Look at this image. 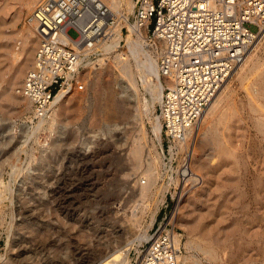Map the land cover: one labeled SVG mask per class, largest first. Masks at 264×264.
I'll return each instance as SVG.
<instances>
[{
	"label": "rangeland",
	"instance_id": "rangeland-1",
	"mask_svg": "<svg viewBox=\"0 0 264 264\" xmlns=\"http://www.w3.org/2000/svg\"><path fill=\"white\" fill-rule=\"evenodd\" d=\"M44 1L0 0V141L5 126L16 137L0 147V264H99L103 248L126 247L145 231L150 237L154 216V223L165 219L182 236V257L195 264H264V34L254 46V71L236 69L223 85L215 115L201 123L183 150L175 149L173 159L165 136L159 140L154 132L160 104L150 116L136 111L138 100L143 107L144 97L149 99L139 60L150 57H134L125 41L116 52L104 53L99 66L85 64L84 88L59 106L67 114L58 155L49 154L54 137L39 131L14 156L21 126L39 122L17 91L39 45L30 17ZM123 9L116 14L124 15L128 36L136 18L126 5ZM68 35L79 38L73 28ZM145 40L144 52L156 50L159 62L160 47L147 35ZM123 53L131 55L127 73L112 63ZM24 74L18 86H9ZM7 90L21 106L7 102ZM126 91L134 94L130 103ZM120 104H126V116ZM87 139L90 149L82 146ZM192 149L197 181L182 177ZM136 150L141 154L134 163ZM142 182L152 186L143 212ZM147 242L131 251L130 264L139 261ZM208 247L214 258L204 251Z\"/></svg>",
	"mask_w": 264,
	"mask_h": 264
},
{
	"label": "built area",
	"instance_id": "built-area-1",
	"mask_svg": "<svg viewBox=\"0 0 264 264\" xmlns=\"http://www.w3.org/2000/svg\"><path fill=\"white\" fill-rule=\"evenodd\" d=\"M134 14V25L161 49L163 135L169 148L186 143L261 33L264 0H137ZM124 18L101 0H45L35 9L39 45L17 94L36 122L50 120L61 97L84 88L85 62L99 66L103 47L127 29ZM72 28L77 40L68 35ZM151 230L136 264H180L182 236L165 219Z\"/></svg>",
	"mask_w": 264,
	"mask_h": 264
},
{
	"label": "bare ground",
	"instance_id": "bare-ground-1",
	"mask_svg": "<svg viewBox=\"0 0 264 264\" xmlns=\"http://www.w3.org/2000/svg\"><path fill=\"white\" fill-rule=\"evenodd\" d=\"M107 1H109V3H110L109 9L115 15H117L116 13L121 14V15L124 14V9H123L124 5L127 6L129 13H134L136 3L134 4V2L131 0H107ZM129 33L130 34L128 36H124L119 31L117 33V36L115 37L113 43L105 45L103 47V50H104V53L106 54L105 56H107L108 53H111L113 51L116 52L118 50V48L121 46V43L123 41H125L129 51L131 52V55H133L134 57H136V56H139L140 58H141V56L150 57L149 59L146 58V61H143L140 59L139 60L140 65L138 66V68L140 69L139 71H141L144 74V77H143L144 80L142 83H143L144 88H146L148 90L149 99H147V96L144 97L143 107L140 106L141 101L138 100L137 101V108H136V111L138 113L146 115V116H150L153 113V111L156 109V104L161 103V99H162L163 91H164V85L162 82L163 78L160 76V73H159L158 57L156 58V56L154 55V53H157V52H156V50H154V52L151 54H149V52H144V50L146 48V45H145V43H146L145 39H146V35H147L146 29H139V28H137L136 25L133 24V25H129ZM263 34H264V27L262 28L261 33L258 35L257 40L260 39V37ZM255 43L249 49V51L247 53V57L245 59V62L241 66L238 67L240 74L246 73L247 71L252 72L255 69V67L251 66L252 64H255L254 54H253L254 46H256ZM28 55L33 57V54H32L30 49L28 50ZM130 56L126 53H123L121 55H117V57L113 60L112 63L115 64V66L118 67L122 72H126V71H128V69H126V67H127L126 64H128ZM34 59H35V57L33 58V61H32L33 64H34ZM89 63H90V61H88V60L85 62V64H89ZM102 63H104V62H102ZM33 64H32V66H33ZM100 65L102 66V64H100ZM32 66H31V68H32ZM129 72H130V76H131L129 78L132 79L133 86L136 89L135 93H137V95H139L141 89L139 90L137 83L133 81L134 76H133V72H132L131 67H129ZM24 77H25V74L22 75L21 77H17L14 81H11L9 86H11V88L18 86L20 84L19 79L24 78ZM224 87H223V90H221V92L219 91L220 94L219 93H218L219 95L217 94L218 97L216 96L214 98V100L210 103V105L207 107V109L205 110L203 118L200 121V125H201V123L205 122L204 121L205 119H207L209 117L212 118L213 115H215L214 113L219 109V106L223 100ZM125 90H126V88H125ZM125 93H126V95H125L126 98L124 100L125 101L128 100V102L130 103L131 99L134 98V94L132 92H129V91H126ZM4 96H5V98H7V102L14 104V106L19 107L22 105V101L18 100V98L15 97L14 95L9 94L8 90L4 91ZM67 98H68V95L63 97V98L62 97L60 98L58 109L54 112V114L50 120H40L39 122L37 121L38 124L34 128H30L28 126H21L19 135L17 137L18 143H17V145L13 151L14 153L12 155L16 156L19 153L23 152L24 151L23 148L25 147L28 140L32 139L34 137V135H36V133L39 131L40 132L46 131L54 137L52 139L53 141H52L51 147L49 149L50 150L49 154L53 153V155H55V156L58 155V152H60L59 142L64 137V135L66 134L65 123H64L65 118L64 117L67 114V110H65V108L61 110L59 106L62 104V107H64V103L66 102ZM250 98L252 100V98H254V97H252L250 95ZM24 101L27 102V105L30 107L29 109L31 110V113H33L32 106H31L30 102L26 99H24ZM118 108L123 110L124 115L126 116V104L125 105L120 104V105H118ZM60 112L62 114H60ZM61 115H62V118H61ZM153 127H154V132L157 135V138L160 140L161 136L163 134V130H162V122H161V119L159 116H157L155 118V120L153 122ZM262 129L264 130V125H262ZM15 138H16L15 133H14L12 127H6V126L3 127L1 129L0 147H4V148L8 147L9 145H11V143L14 141ZM187 141H186V143H179L178 145L171 146L170 154L172 156V159L174 158L173 153H174L175 149L183 150L187 146ZM82 146L85 149H90L89 139L84 140L82 142ZM217 147H218V145H217ZM187 152H188L187 158L185 160H183L184 162L182 161L184 163L183 164L184 165L183 170H182V173H183L182 177L183 176H185V177L190 176L188 181H197V179L194 178L195 174L192 171V160L194 157V149L187 151ZM45 153H47V151H45ZM140 154H141V151H139V150H136L133 152L134 163H135V161H138L140 159ZM148 176H150V175H148ZM144 178H143V180H144ZM186 179H185V181H186ZM150 181H151V179H150ZM146 182H147V180H146ZM1 183H3V182H1ZM151 184H152V182H151ZM151 187L152 186H150L149 183H145V182L141 183V196L143 198L142 199L143 204L141 206V208L143 209L142 212L144 211V209H146L148 207V206H145V204H146L145 200L147 197L146 194ZM160 201L162 204L164 202V199H160ZM131 209H133V208H131ZM138 209H139L138 204H135L134 209H133V217L137 216V210ZM155 217L156 216L153 217L151 225L149 227L154 225ZM149 239H150V237L148 236V232L145 231L136 240V242L129 243L126 247H123L120 244L113 245V246H107L106 248H103V250H100L98 253L99 260H100L99 264H130L131 263V258H130L131 251L135 248V246H137V244L140 245L143 242L148 241ZM204 251L206 252V254H208V256H210L211 258H214V251L212 249H210V247L205 248ZM181 259L182 260H180L181 261L180 264H195L186 256L182 257V255H181Z\"/></svg>",
	"mask_w": 264,
	"mask_h": 264
}]
</instances>
